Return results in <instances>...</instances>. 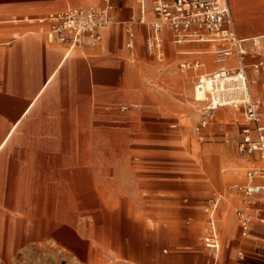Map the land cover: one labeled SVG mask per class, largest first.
I'll return each mask as SVG.
<instances>
[{"label":"rangeland","instance_id":"rangeland-1","mask_svg":"<svg viewBox=\"0 0 264 264\" xmlns=\"http://www.w3.org/2000/svg\"><path fill=\"white\" fill-rule=\"evenodd\" d=\"M70 1V6L85 4ZM228 1L239 36L264 34V0H242L237 8L233 0ZM65 6L67 3H50L36 14ZM240 13L246 21L238 20ZM116 19L112 26H123L124 20L117 15ZM145 39L137 32L131 53L119 36L114 44L110 39L104 46V39L95 46L86 45L96 49L92 54L81 47L70 48L77 50V58L88 62L111 58L118 67L112 89L92 92L75 111L78 115L65 119L71 125L60 128L72 131L60 133V153L64 155L54 157L56 149L44 148L22 154L18 152L24 149L14 148L0 153V164L17 153V160L26 164V174L50 178L57 174L51 168L56 160L68 163L74 156L93 164L96 194L90 191L68 200H79L86 211L71 228L82 242L80 248L89 244L93 249L94 260L90 261L88 246H84L83 259H79L82 264H136V259L142 264L146 257L144 264H214L203 236L205 207L211 197L218 196L221 247L216 264H220L226 241L238 237L234 211L244 205L232 187L243 183L247 169L257 164L256 153L239 151L247 122L242 108L205 110L207 95L194 88L200 71L180 67L198 57L182 54L193 43L171 46L165 42L164 56L159 59L147 48ZM257 40L260 43L256 52L250 49L254 54L248 61L264 60V37ZM206 55L216 62L215 53ZM248 74L249 89L260 97L264 116V71L249 67ZM205 88H215L218 99L239 94L233 84L212 87L207 81ZM202 120L206 121L204 127H200ZM108 204L114 210H105ZM31 232L2 215L0 264H74L71 258L77 256L71 249L60 246L59 252L55 245H41Z\"/></svg>","mask_w":264,"mask_h":264},{"label":"crops","instance_id":"crops-1","mask_svg":"<svg viewBox=\"0 0 264 264\" xmlns=\"http://www.w3.org/2000/svg\"><path fill=\"white\" fill-rule=\"evenodd\" d=\"M78 1L85 4L70 6V0H0V153L3 150L19 148L24 149L18 152L23 154L34 148H44L56 149L52 155L61 157L63 152L60 153V133L72 131L60 128V126L71 125V122L65 119L78 115L75 111L82 108V102H86L92 92H106L112 89L118 67L111 58L106 57L91 62L77 58L76 49L48 43L45 36L37 32V25L28 21V19L47 14L48 12L36 14V11L50 3H60V5L67 3L68 6L61 9L103 3L102 0ZM112 2L120 20H127L137 13L135 0H112ZM233 3L237 8L242 0H233ZM232 19L234 23L233 15ZM238 20L246 21L242 13L239 14ZM137 32L144 34L147 40L150 29L144 25H135V36ZM239 33L247 34V32ZM101 34V41L105 39L104 46L108 45L110 39L114 44L117 36L120 41L123 39L124 45L125 32L120 24L102 28ZM236 35L239 38L264 37V34L239 36L237 32ZM161 39L162 57L165 53V42L171 46L193 43L192 48L183 51L182 54L198 55L196 59L184 62L198 61L200 63L199 68L194 70L200 71L196 79L201 75H209L220 67V64L211 56L206 55V53H213L209 43H177L170 29H164L161 32ZM134 47L135 41L131 49H127L124 45L130 53ZM246 47L248 52L245 56V68L249 79L248 68L259 59L248 61V57L254 54L251 51L256 52V48L249 42L246 43ZM111 50H113L112 47ZM81 51L92 54L96 49L84 45ZM208 59L212 60L211 64ZM234 64L233 56L224 65L229 67ZM214 66L213 70L203 72L206 68ZM250 94L253 96L251 91ZM257 98L260 99L259 96ZM17 143L19 147H16ZM252 153L257 154V164L252 166L254 167L259 164V155L257 152ZM70 157L72 159L68 163L55 161L51 168L57 174L53 178L44 174L35 176L26 174V164L17 160V153L12 160L1 162L0 229L2 215L8 216L19 228L32 230L31 236L38 239L41 245H55L59 252L60 246L71 249L78 257H74L77 261L83 259L81 254L84 246H88L87 259L93 261V249L89 244H84L80 248L82 242L71 229L81 220V214L86 212L85 208H82L79 200H73L72 203L68 200L80 198L82 195L89 194L90 191L93 192V196L96 194L92 187L94 166L84 159ZM67 165L69 168L64 170ZM46 166L50 167L48 163ZM240 196L242 200V195ZM11 206L16 207L13 208L14 211H10ZM111 207L114 206L109 204L104 206L105 210H114ZM236 210L234 220L238 237H230L226 241L220 264H264V200H260L251 208L252 222L247 236L240 234ZM218 241L219 248L216 253L213 252L214 264L217 262V254L221 247L219 231ZM239 253L242 255L240 256ZM74 258L71 259L75 264ZM146 260L147 257L141 259L142 264ZM136 264H138L137 259Z\"/></svg>","mask_w":264,"mask_h":264},{"label":"built area","instance_id":"built-area-1","mask_svg":"<svg viewBox=\"0 0 264 264\" xmlns=\"http://www.w3.org/2000/svg\"><path fill=\"white\" fill-rule=\"evenodd\" d=\"M101 5H86L50 11L47 14L28 19L37 25V32L43 34L48 43L63 44L69 48L84 45L95 46L102 40L101 30L117 22L115 6L112 0H102ZM137 13L123 21L125 32L124 45L127 49L134 46L135 25H144L150 29L146 44L154 51L157 58L162 57L161 32L170 29L174 41L199 42L211 44L216 54V62L220 64L209 75L199 76L194 88L205 91L210 97H217V91L207 90L206 82L211 86L233 84L238 95L216 99L215 103L207 100L205 110L213 111L216 107L229 106L242 108L247 124L242 129L239 151L259 155V164L247 169L246 181L232 187L233 191L242 195L243 207L236 210V218L242 236H247L252 222L251 208L260 200H264V116L259 98L251 96L249 79L245 68V56L248 52L246 43L256 48L259 38H239L234 30V23L227 0H135ZM235 57V64L225 66L230 57ZM198 61L180 65L185 69L196 70ZM255 72L264 71V60L251 65ZM214 91V92H213ZM202 120L200 127H204ZM199 128H197L198 130ZM220 198L213 196L205 207L206 224L203 242L206 248L216 253L219 248L216 211ZM241 256L242 254L239 253Z\"/></svg>","mask_w":264,"mask_h":264},{"label":"bare ground","instance_id":"bare-ground-1","mask_svg":"<svg viewBox=\"0 0 264 264\" xmlns=\"http://www.w3.org/2000/svg\"><path fill=\"white\" fill-rule=\"evenodd\" d=\"M16 37V36H15ZM257 39V38H256ZM212 49V48H211ZM212 51H213V53H214V50L212 49ZM211 90V89H210ZM205 92V91H204ZM214 92V91H213ZM250 92V91H249ZM206 95H207V100L208 101H212L211 102V104L212 103H215L216 102V99H218L214 94H213V96L212 97H210L207 93H206ZM238 95V94H237ZM224 99L225 98H227V96H225V97H223ZM207 102V101H206ZM74 258V257H73ZM74 260H75V258H74ZM75 264H82L81 262H79V261H77V260H75Z\"/></svg>","mask_w":264,"mask_h":264}]
</instances>
